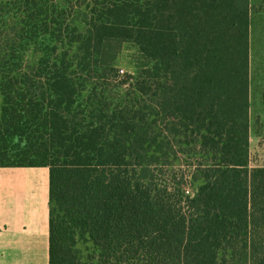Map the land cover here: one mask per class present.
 Listing matches in <instances>:
<instances>
[{
    "label": "trees",
    "instance_id": "1",
    "mask_svg": "<svg viewBox=\"0 0 264 264\" xmlns=\"http://www.w3.org/2000/svg\"><path fill=\"white\" fill-rule=\"evenodd\" d=\"M249 26L248 0H0V167H48V264H264Z\"/></svg>",
    "mask_w": 264,
    "mask_h": 264
},
{
    "label": "crops",
    "instance_id": "2",
    "mask_svg": "<svg viewBox=\"0 0 264 264\" xmlns=\"http://www.w3.org/2000/svg\"><path fill=\"white\" fill-rule=\"evenodd\" d=\"M252 135L264 137V75L249 68V148ZM48 200V167H0V264H48Z\"/></svg>",
    "mask_w": 264,
    "mask_h": 264
},
{
    "label": "rangeland",
    "instance_id": "3",
    "mask_svg": "<svg viewBox=\"0 0 264 264\" xmlns=\"http://www.w3.org/2000/svg\"><path fill=\"white\" fill-rule=\"evenodd\" d=\"M250 8V75H264V0H248ZM135 49L126 45L120 55L119 67L123 72H134V65L131 62V56ZM254 110V108H253ZM252 110V112H253ZM255 114H251L254 117ZM260 121V115H258ZM253 121V118H252ZM252 134L255 131L252 124ZM263 133V132H262ZM260 144L259 146L257 144ZM249 148V160L252 167L256 165L264 166V137L260 140L252 135V141Z\"/></svg>",
    "mask_w": 264,
    "mask_h": 264
}]
</instances>
